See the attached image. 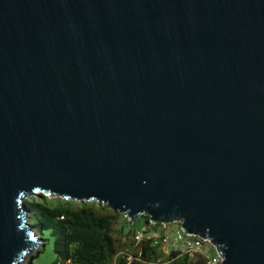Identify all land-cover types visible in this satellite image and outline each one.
Here are the masks:
<instances>
[{
  "label": "water",
  "instance_id": "obj_1",
  "mask_svg": "<svg viewBox=\"0 0 264 264\" xmlns=\"http://www.w3.org/2000/svg\"><path fill=\"white\" fill-rule=\"evenodd\" d=\"M36 192L264 264V0H0V264Z\"/></svg>",
  "mask_w": 264,
  "mask_h": 264
},
{
  "label": "trees",
  "instance_id": "obj_2",
  "mask_svg": "<svg viewBox=\"0 0 264 264\" xmlns=\"http://www.w3.org/2000/svg\"><path fill=\"white\" fill-rule=\"evenodd\" d=\"M24 202L27 222L40 239V247L28 252L25 264H33L40 254L44 230H49L53 238L52 264H203L199 255L189 256L179 250L165 253L153 236L135 240V222H127L131 229L123 232V227L118 226L122 213L107 204L60 196L48 198L43 193L29 196ZM139 216L144 217V224H149L148 216ZM156 225L161 224L151 227Z\"/></svg>",
  "mask_w": 264,
  "mask_h": 264
},
{
  "label": "built area",
  "instance_id": "obj_3",
  "mask_svg": "<svg viewBox=\"0 0 264 264\" xmlns=\"http://www.w3.org/2000/svg\"><path fill=\"white\" fill-rule=\"evenodd\" d=\"M38 193H43L45 196L50 194L46 192H36L30 193L32 195H37ZM29 195V194H28ZM26 197V196H25ZM26 199V198H25ZM97 202V201H96ZM102 203V202H97ZM106 204V203H102ZM122 218L128 223H134L135 220L133 217L128 216L127 213H122ZM26 221L28 216L26 214ZM149 224H143L142 230H136L134 239L140 240L144 235L153 236L154 242L160 244L161 249L168 253L171 250H179L183 253L188 254L189 256L199 255L203 258V264H220L222 261V255L217 249L216 244L211 241L208 237L200 236L197 233L187 232L182 226L179 219H173L170 222L163 223L159 222L162 228H166L167 225L173 224V227H170V230L167 232H162L158 235H151L149 232H146L148 229L152 228L151 225H154L157 222L148 220ZM40 243V240L36 238Z\"/></svg>",
  "mask_w": 264,
  "mask_h": 264
},
{
  "label": "rangeland",
  "instance_id": "obj_4",
  "mask_svg": "<svg viewBox=\"0 0 264 264\" xmlns=\"http://www.w3.org/2000/svg\"><path fill=\"white\" fill-rule=\"evenodd\" d=\"M32 196V194L27 195L25 198ZM36 196V195H35ZM48 198H53V197H58L56 195H49L47 196ZM134 225H136L135 231L136 230H142L143 224H144V217L143 216H137L135 219ZM118 226L123 227V232L131 229L129 228V224L125 222V220L121 217L119 218V224ZM173 224L167 225L166 228H162V226L156 225L155 228H150L151 231H149V234L151 235H158L162 232H167L168 230H171L170 227H173ZM42 239L44 240V246L41 248L40 254L33 259V264H52L54 259H55V254L53 252V238L49 232V230H44L42 232ZM37 245L33 247L29 253H33L35 250H37L40 246L38 243ZM28 255H25L23 259L21 260L20 264H25L26 258Z\"/></svg>",
  "mask_w": 264,
  "mask_h": 264
}]
</instances>
